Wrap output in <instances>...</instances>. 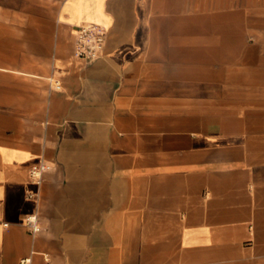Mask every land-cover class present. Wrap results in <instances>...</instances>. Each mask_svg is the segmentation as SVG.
<instances>
[{"label": "crops", "instance_id": "crops-1", "mask_svg": "<svg viewBox=\"0 0 264 264\" xmlns=\"http://www.w3.org/2000/svg\"><path fill=\"white\" fill-rule=\"evenodd\" d=\"M23 259L264 264V0H0V264Z\"/></svg>", "mask_w": 264, "mask_h": 264}, {"label": "built area", "instance_id": "built-area-1", "mask_svg": "<svg viewBox=\"0 0 264 264\" xmlns=\"http://www.w3.org/2000/svg\"><path fill=\"white\" fill-rule=\"evenodd\" d=\"M105 27L95 22H84L77 25L74 37V53L75 55L86 60L97 57L104 45ZM58 86V85H57ZM45 168L43 162L33 165L29 169V176L33 181L39 182L41 173ZM25 225L33 233L39 230L37 218L35 214H29L25 217ZM28 260L23 259L21 264H25Z\"/></svg>", "mask_w": 264, "mask_h": 264}]
</instances>
